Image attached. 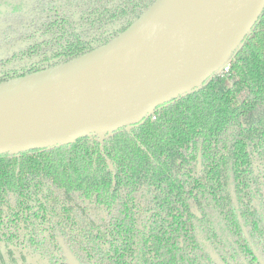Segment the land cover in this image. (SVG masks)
Returning a JSON list of instances; mask_svg holds the SVG:
<instances>
[{
  "label": "trees",
  "instance_id": "obj_1",
  "mask_svg": "<svg viewBox=\"0 0 264 264\" xmlns=\"http://www.w3.org/2000/svg\"><path fill=\"white\" fill-rule=\"evenodd\" d=\"M154 1L59 0L53 5L69 10L42 19L30 11L32 33L56 29L59 54L29 61L20 76L107 43ZM31 46L6 49L21 55ZM227 67L102 141L0 154V264H66L60 237L82 264H218L201 238L225 264H259L264 9Z\"/></svg>",
  "mask_w": 264,
  "mask_h": 264
},
{
  "label": "water",
  "instance_id": "obj_2",
  "mask_svg": "<svg viewBox=\"0 0 264 264\" xmlns=\"http://www.w3.org/2000/svg\"><path fill=\"white\" fill-rule=\"evenodd\" d=\"M263 9L264 0H155L107 43L0 82V154L102 141L143 122L217 73ZM59 243L66 264H82Z\"/></svg>",
  "mask_w": 264,
  "mask_h": 264
},
{
  "label": "flooded vegetation",
  "instance_id": "obj_3",
  "mask_svg": "<svg viewBox=\"0 0 264 264\" xmlns=\"http://www.w3.org/2000/svg\"><path fill=\"white\" fill-rule=\"evenodd\" d=\"M57 2H59V0H0V82L10 78V76H20L22 73L21 69L27 66H32L29 61H39L40 64L42 61L46 60L47 57L51 58L52 54H59V48L55 46L57 44V38L55 41L51 39V36L56 29L51 31L40 30L36 33H32V31L36 30L38 26H36V23L29 24L28 21L25 22L26 18H24V16L27 17V14L30 11L39 13V18H36L42 19L43 17L53 18L56 16V13L62 12V10H69L68 8H64L66 6L63 5L57 7L53 5ZM21 30L23 32H28V36L18 38L21 34ZM7 33H11L13 39L4 38ZM62 33L63 32H61V34ZM60 36L58 38H60ZM14 43L32 45L31 51L34 53L26 52L21 55H14V52L9 53L10 51L8 52L6 48L7 46L14 45ZM36 50L38 51L36 52ZM36 62H34V65H36ZM252 247L258 258L259 264H264V258L260 252L254 246ZM210 254L213 256L211 252ZM217 257L219 258L218 255ZM244 264L248 263L244 262Z\"/></svg>",
  "mask_w": 264,
  "mask_h": 264
},
{
  "label": "rangeland",
  "instance_id": "obj_4",
  "mask_svg": "<svg viewBox=\"0 0 264 264\" xmlns=\"http://www.w3.org/2000/svg\"><path fill=\"white\" fill-rule=\"evenodd\" d=\"M19 6V5H18ZM15 7H17V6H15ZM32 73V72H31ZM29 74V73H28ZM26 75V74H25ZM23 76V75H22ZM95 137H99V136H95ZM116 216V213L114 212V213H111V214H109V215H107L106 216V218L108 219V220H113L114 219V217ZM201 240H202V242H203V244L205 245V247L213 254V256L217 259V260H220L218 257H217V255H216V253H214L213 251H212V249H211V247L209 246V244H208V242L207 241H205L204 239H202L201 238Z\"/></svg>",
  "mask_w": 264,
  "mask_h": 264
},
{
  "label": "built area",
  "instance_id": "obj_5",
  "mask_svg": "<svg viewBox=\"0 0 264 264\" xmlns=\"http://www.w3.org/2000/svg\"><path fill=\"white\" fill-rule=\"evenodd\" d=\"M227 62L221 67V69L217 72V74L218 73H221L222 71H226L227 70ZM148 117H152V118H154L155 117V114H154V112L153 111H151L148 115H147V117L146 118H148Z\"/></svg>",
  "mask_w": 264,
  "mask_h": 264
}]
</instances>
